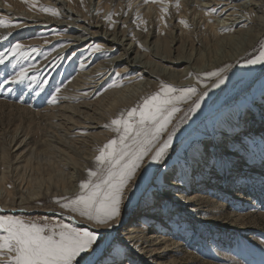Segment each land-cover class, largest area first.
<instances>
[{
    "label": "bare ground",
    "instance_id": "bare-ground-1",
    "mask_svg": "<svg viewBox=\"0 0 264 264\" xmlns=\"http://www.w3.org/2000/svg\"><path fill=\"white\" fill-rule=\"evenodd\" d=\"M13 1L16 4L17 0ZM93 1H96L98 7L102 5L101 7L107 10L116 7L120 11L119 30L116 27L113 29L108 27L105 15L103 17L98 16L97 13L93 14L94 11L89 12L88 8L83 12L71 5L68 0L47 2L58 5L62 13L61 18L31 14L26 11L27 9L17 11V14L25 15L23 19L32 24L47 22L74 29L65 36L69 44L61 47L58 53H64L72 46L78 45L74 50L81 52L82 68L78 78L71 80L59 93L61 99L59 105L54 104L53 107L37 112L36 115L39 116L37 138H32L29 135V128L26 129L22 124L13 128L7 139L0 130V137L3 138L0 157V209L3 211L26 213L31 208V204L38 199L54 200L57 197L77 194L79 181L87 175L86 170H95L94 157L98 154V147L116 135L104 125L108 124L119 111L134 106L142 97L157 91L162 82L177 87L196 85L203 92L205 85L200 84L196 75L190 74L204 73L230 65L228 80L220 88L212 89L210 87L212 81L205 80L209 85L207 89L209 95L205 97L201 110L191 117L186 132L182 131L174 137V146L182 143L188 131L215 109L213 100L222 89L232 86L236 81L252 77L264 66V64L248 65L243 60L260 41H263L264 46V0H185L182 5L185 4L188 8H184V11L181 9L178 14L171 12L165 20L163 17L166 16V12L162 11L163 5L154 4L156 19L153 21L147 20V17L153 14L149 10L151 6L144 12L145 14L143 13V20L138 21L135 20V12L126 13V10L122 9L125 0H91ZM114 1L117 2L113 3ZM213 7L218 10L211 12L210 9ZM20 8L23 9V6ZM11 9L4 0H0V10L9 14ZM139 23H142L140 27ZM2 31L0 29V34ZM130 32H134L133 37H130ZM93 39L101 41L102 48L109 55L97 58L96 55H90L87 49H80L79 46H84L87 42L93 43ZM258 54L259 52L256 55ZM115 73L121 75L117 77ZM112 76L113 80L109 82ZM185 105L186 103L180 107ZM17 108L24 114L32 113L27 108L20 106ZM259 115L257 112L246 114L247 120L243 123L244 126L250 124L248 127L250 133L255 131L259 136L262 133L264 137V120L262 121ZM31 117V119L36 118L33 113ZM234 123L235 126L231 125L234 130L236 126H242L241 121ZM260 126L263 130L258 129ZM10 127L8 126V132L11 131ZM230 132L232 131H229L228 137L223 134L209 140L223 142L227 145V152L230 154L235 151L232 150L233 142L243 144L245 147L248 145L245 139L250 133L235 136L238 131L234 135ZM231 155L233 159L236 158V153ZM173 167L165 169L167 172L164 179L168 188L166 187L163 192L159 191L164 204L167 205L172 201L170 198L176 196L174 187H182L183 192L190 195L186 197L183 195L180 200L196 210L206 200L210 201L203 193L204 190L206 191L203 188L214 184L216 174L225 171V168H222L212 173L213 168L205 165L203 161L192 163L191 169L195 179L190 181L188 187L181 175L180 179H177L176 174L180 173V169L177 167L174 173ZM208 169L213 177L208 180L206 178L205 182H202L203 180L195 182L199 180L198 173L207 176ZM140 200V195L137 193L122 207V212L125 214L131 204L139 205ZM148 205L145 209L138 208L126 226L121 227L120 233L125 237L119 236L117 240L126 244L133 242V245L140 241L137 244L140 246L138 256L142 257L146 264H155L167 258L164 252L175 243L168 238L160 240L161 237L156 236L155 229V231L149 229L148 232L140 226L139 222L146 218L156 216L161 222L165 220V214L162 216L158 208L153 207L152 204ZM77 217L73 215L72 221L68 223L79 227L74 220ZM242 218L235 216L236 220ZM83 222L87 223L85 219ZM181 251L178 249L176 253H183ZM147 253L150 256L145 260Z\"/></svg>",
    "mask_w": 264,
    "mask_h": 264
},
{
    "label": "rangeland",
    "instance_id": "rangeland-1",
    "mask_svg": "<svg viewBox=\"0 0 264 264\" xmlns=\"http://www.w3.org/2000/svg\"><path fill=\"white\" fill-rule=\"evenodd\" d=\"M4 1L6 5L12 9L11 11L9 10V14L4 10H0V18L11 21L13 24L23 25V27H0V29L3 30L0 36H7L9 32L12 33L7 40H0V51H5L16 42L29 46H36L39 48V51L32 52L27 60L20 59L17 61L16 58L9 56L8 61H6L4 65H0V83L3 82L9 73L18 71L20 65L27 67L29 64L35 65V68L29 75L36 76L38 81L37 84H32L31 87H27L28 81H25L22 85L8 84L4 88H0V130L2 134L4 133L6 135L4 138L7 139L12 129L22 124L26 129L29 128V135L35 139L39 135L37 124L39 116L36 115L37 112L53 107L54 104L59 105L61 103L59 102L61 100L60 94H58L56 103L51 102V97L55 94V89L57 87L62 90L71 80L78 78L77 76H79L81 72L80 68H82V56L81 52H79L80 50H74L77 48L75 46L78 45L72 46L71 49L64 53H58L61 47L69 44V40L67 37L66 39L65 36L69 34L71 30H74L71 29L70 26L54 25L47 22L32 24L23 19L25 15L17 14V11L27 9L26 11H29L31 14L35 13L50 17L56 16L55 18L58 16V18H61L62 13L58 5L55 6L54 4L47 3L51 0H17L16 4H14L13 0ZM68 1L71 5L83 12L86 11L85 8H88V10H90L89 12L94 11L93 14L97 13L98 16L101 15L103 17L105 15L108 27L110 29L116 27L119 30L118 16L120 11H118L116 7H110L111 9L109 8L107 10V8L101 7L102 5H99V7L96 6V1ZM116 2L117 1H114L113 3ZM160 3L164 8L168 9L166 16L163 17L164 19L162 18L163 20L167 19V16H169L171 12L178 14L179 11L181 12V9L184 11V8H188L185 4L182 5L185 3V0H148L147 3H145L144 0H125L122 9L126 10V13L135 12V20L138 19V21H142V17H144L145 14L144 12L151 6L149 10L153 14H150L147 20L153 21L156 19V14L154 13V6L156 5L154 4ZM22 6L23 9L20 8ZM45 6L56 9L59 15H53L51 11H45ZM110 13L112 15L107 16ZM139 24L140 27L142 23ZM133 36L134 32H130V37ZM92 41L93 43L87 42L86 45L79 46L80 49L85 48L87 52H90L93 44H102L101 41L96 39ZM262 43L263 41H260L243 60L245 61L255 56L263 46ZM95 55L97 58H102L109 54L102 51ZM14 65H16L15 68L13 67ZM43 80H47V83H39ZM111 80H113V76L110 78L109 82H111ZM205 83L204 81V83L200 84L204 86ZM9 88L13 90L9 92ZM262 88H264V66L252 77L236 81L232 86L230 85L222 89L213 100L215 109L207 116H204L196 126L188 131L182 143H177L173 146L174 148H178V150L172 154L171 158L166 157L167 165L159 173L158 191L163 192L166 187L168 188L164 179L167 172L165 169L174 166L176 157L183 155L185 148L189 145H192V148L201 147V141H208L211 138H217L223 134H226V137H228L229 131H232L230 132L232 135L238 131L235 136H239L242 133H250L249 131L251 130L248 129L250 124H245L244 126L243 122L247 120L246 107L251 103L253 98H255L257 106L252 109V112L259 113L263 121L264 116H262L261 113L264 112V108L260 106ZM19 106L31 110L36 118L31 119V112H26L27 114H24L23 111L18 110L17 107ZM187 107L188 104L186 103V105L182 107V112L177 114V123L183 118V109ZM233 119L235 121H241L242 126H236L235 130L232 129V127L236 125ZM190 120L191 118L187 123H178L179 130L177 134L185 131ZM8 126H11V129L9 128L11 131L9 132L7 131ZM258 129L263 130L261 126L258 127ZM256 135L257 134L254 135L253 133H250V135L247 134L245 140L248 141L249 146L246 145V147L243 144H236V142H233L234 145L232 150H235L234 153H236V158L233 159L230 157L232 156L231 154L225 155L224 159L230 161V163L223 173L219 172L216 174V178L213 180L215 181L214 184L207 186L208 188H203L206 189L203 193L210 201L206 200L203 202L198 210L194 207L190 208L186 206V204L181 201L183 195L186 197L190 195V193L183 192L184 189L182 187H174L173 191H176L174 192L176 196L171 197L170 199L172 201L166 205L167 213L165 212L164 222L159 221L156 216L146 218L139 222L140 226L148 232L156 230V236L158 238L161 237L160 240L168 238L175 243L172 247L168 248V251L164 252V255L167 254V258L155 264H257L260 257L264 255V139H261L262 133L259 137ZM2 141L3 138L0 137V157L2 154ZM189 154H191V150ZM220 169L222 168L217 166L213 168L212 173L220 171ZM200 173L201 172L198 173L199 180L197 179L195 182L200 180L205 182L206 178L208 180L210 177H213L209 169L208 172H206L207 176ZM193 175L194 173L191 167L188 168L186 174L181 173L188 187H190V181L195 179ZM85 178L87 179L88 176L84 175L79 183ZM154 190L157 189H153V191ZM54 202L55 199L52 200L48 198L47 200L46 198L42 201L38 199L37 202L31 204V208L27 210L26 213L3 211L0 209V215H15L25 220H41L47 217L49 221L60 220L64 223L72 221L68 219L69 217H73V215L77 217L79 215L78 213H72L69 210L61 209L59 205ZM139 203V205L131 204V207L129 206L130 208L127 209L125 214L122 212L121 222L116 225V231L111 233L112 238H117L119 236H123L122 238H124L125 235H121L120 233L121 227L126 226L127 222L134 216L138 208L145 209L149 206L148 204L151 205L153 202L151 200L145 201L141 199ZM236 215L243 218L236 220ZM84 219L85 218L79 216L74 220L79 227H84L88 223H84ZM127 243L130 244V242ZM138 243H140V241L134 246H137ZM130 245H133V242H131ZM178 249L182 250L181 252L183 253H176ZM149 256L150 254L147 253L145 260L149 259ZM142 259V257L138 256L136 264H146L144 259ZM173 260L176 262H172Z\"/></svg>",
    "mask_w": 264,
    "mask_h": 264
},
{
    "label": "snow or ice",
    "instance_id": "snow-or-ice-1",
    "mask_svg": "<svg viewBox=\"0 0 264 264\" xmlns=\"http://www.w3.org/2000/svg\"><path fill=\"white\" fill-rule=\"evenodd\" d=\"M44 10L59 15L54 8L45 6ZM217 10L216 7L210 9L211 12ZM162 11L167 12V8H162ZM0 27L20 28L23 25L0 18ZM11 35L9 32L7 36H0V40H7ZM38 51L36 46L16 42L5 51H0V65H4L9 56L17 61L27 60L32 52ZM102 51L104 49L100 44H93L90 55ZM244 63L264 64V46L258 55ZM34 68V64L27 67L20 65L18 71L9 73L0 83V88L8 84L22 85L25 81H28L27 87L37 84V77L29 75ZM229 68L230 65H225L190 75H196L201 83L211 80L210 87L216 89L228 80ZM115 75L119 77L121 74ZM39 83L46 84L47 80ZM208 87L205 83V90L201 92L196 85L177 87L162 82L157 91L142 97L134 106L119 111L104 125L116 135L98 147V154L94 157L95 170H86L88 178L81 181L79 192L74 196L55 198L61 209L78 213L85 218L87 225L77 227L60 220L49 221L47 217L25 220L15 215H0V264H136L139 246L118 242L115 237L110 239L111 233L121 222L122 207L137 193L140 199L151 200L152 206L158 208L161 215L165 214L166 205L158 191L159 173L167 165L166 157L171 158L178 150L173 147L174 137L179 130L178 123H187L201 110L205 97L209 95ZM12 90L8 89L9 92ZM60 92L61 89L57 87L51 97L52 103L57 102ZM260 101V106L264 107V88ZM185 103L188 107L183 109V118L177 123V114L182 112L180 105ZM256 106L253 98L246 107V113L251 114ZM261 115L264 116V112ZM200 144L202 147L197 148L189 145L183 155L176 157L173 172L177 167L180 169V173L176 174L177 179H180L181 173H187L192 163L203 161L212 168H226L230 163L224 159L230 153L223 142L209 140ZM71 219L73 217H69ZM257 264H264V255Z\"/></svg>",
    "mask_w": 264,
    "mask_h": 264
},
{
    "label": "water",
    "instance_id": "water-1",
    "mask_svg": "<svg viewBox=\"0 0 264 264\" xmlns=\"http://www.w3.org/2000/svg\"><path fill=\"white\" fill-rule=\"evenodd\" d=\"M187 126H188V124H187ZM187 126H186V129H185V132H186V130H187ZM185 132H184V133H185Z\"/></svg>",
    "mask_w": 264,
    "mask_h": 264
}]
</instances>
